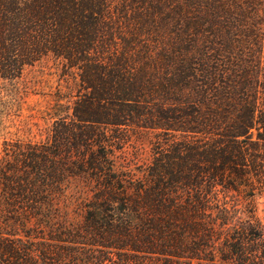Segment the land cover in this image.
<instances>
[{"label": "trees", "instance_id": "16d2710c", "mask_svg": "<svg viewBox=\"0 0 264 264\" xmlns=\"http://www.w3.org/2000/svg\"><path fill=\"white\" fill-rule=\"evenodd\" d=\"M247 8L0 0V78L52 58L75 89L45 142H3L0 264H264L260 221L226 237L219 259L198 253L214 184L264 179V51ZM120 126L172 130V167L153 160L148 182L123 188L104 150L103 128L124 142ZM81 176L98 185L88 196L66 189Z\"/></svg>", "mask_w": 264, "mask_h": 264}, {"label": "rangeland", "instance_id": "374dc122", "mask_svg": "<svg viewBox=\"0 0 264 264\" xmlns=\"http://www.w3.org/2000/svg\"><path fill=\"white\" fill-rule=\"evenodd\" d=\"M226 1L242 9L252 5L259 11L258 21L261 24L256 34L260 37L264 51V0ZM252 7L247 9L253 11ZM72 85V78L68 74L62 75L61 64L52 58L24 67L18 78H0V153L4 141L45 142L48 128L62 114L55 110L56 103L65 105L69 103L66 99L74 98L75 89ZM103 129L107 130V143L104 144L107 152L106 169L109 168L108 173L121 180L123 188L128 187L129 182H148L153 160L162 159L172 167V141L175 140L172 130L120 126L117 132L127 134L124 142H121L112 138V130L106 127ZM223 178L229 188L220 183L214 184L211 189L213 202L205 210L212 220H205V224L200 225L209 229L212 237L198 253L215 259L228 253L222 242L230 234L237 233L238 229L248 228L249 224L256 221L264 224V179L257 182L253 177L239 179L229 174ZM96 187V183L93 184V181L89 182L82 176L71 179L66 184L68 191H77L82 196H88ZM220 215H225L223 226L222 223L218 224ZM201 230V227H197L191 232L200 233ZM191 239L197 242L193 243ZM199 240L193 234H188L185 243L197 247Z\"/></svg>", "mask_w": 264, "mask_h": 264}]
</instances>
